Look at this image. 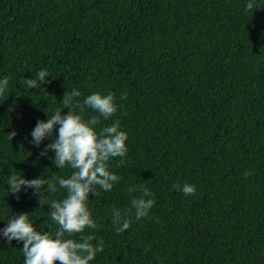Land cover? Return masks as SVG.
<instances>
[{"label":"trees","instance_id":"trees-1","mask_svg":"<svg viewBox=\"0 0 264 264\" xmlns=\"http://www.w3.org/2000/svg\"><path fill=\"white\" fill-rule=\"evenodd\" d=\"M40 70L49 74L41 87L21 83ZM6 76L0 229L24 212L37 230L58 227L35 189L8 194V178H69L75 170L56 166L54 151L40 155L55 136L36 146L31 132L57 109L70 111L66 92L79 89L82 102L111 91L119 107L96 130L119 120L128 151L108 162L119 182L90 194L96 227L69 237L103 242L89 264H264V0H0ZM92 116L87 109L85 119ZM185 183L194 195L173 187ZM130 186L139 187L130 195ZM56 187L45 185L48 199L66 196ZM141 187L155 204L137 220L130 199ZM114 209L131 219L124 232L112 223ZM22 248L0 233V264H24Z\"/></svg>","mask_w":264,"mask_h":264},{"label":"clouds","instance_id":"clouds-1","mask_svg":"<svg viewBox=\"0 0 264 264\" xmlns=\"http://www.w3.org/2000/svg\"><path fill=\"white\" fill-rule=\"evenodd\" d=\"M254 7L253 2L246 5L245 11ZM49 76L46 70L35 73L34 78H27L21 83L28 88H36L46 81ZM9 84L6 76L0 79V95ZM81 96L79 89H73L64 95L63 109H70L67 114L57 109L49 119L40 120L31 132L33 143L39 146L46 137L55 136L51 143L41 151V156H46L50 150L55 152L54 164L63 169L66 165L75 171L69 178L57 177L60 188L66 190V196L62 200H50L45 195V185L48 191H57L56 182L45 179L44 175L35 179H26L16 174L8 178V194H17L22 188L35 189L34 195L39 196V208L50 205L49 214L51 220L58 226L54 231L37 230L30 219L33 213H20L12 217L7 226L0 229L2 236L10 244L13 240L22 241L21 249L24 255V264H89L97 253L104 250L103 242L97 245L92 243L96 239L94 235H83L77 239L69 238L74 234L82 233L86 228H95L96 223L88 207L91 193L99 195V190L110 191L121 177L109 170L111 158L124 157L128 151L126 141L129 134L121 129V123L116 120L113 124L97 131L100 117L108 119L112 117L119 107L115 93L107 94L95 92L88 95L82 102L77 98ZM127 93H123L120 99H126ZM92 109L98 116L85 119L87 109ZM49 114V113H48ZM58 127V135L56 130ZM9 139H13L15 131L7 133ZM123 163V160H121ZM250 173L245 172V177ZM137 187L130 186L128 193L131 195ZM185 195H194L196 186L185 183L173 185ZM141 195L130 199L132 210L137 220L149 215L150 209L155 204L154 194L147 188H140ZM112 223L118 225L117 232H124L130 227V217L122 216L119 209H114Z\"/></svg>","mask_w":264,"mask_h":264}]
</instances>
